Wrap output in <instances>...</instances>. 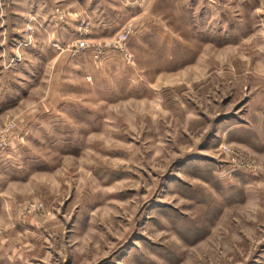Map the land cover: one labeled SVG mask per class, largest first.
I'll return each mask as SVG.
<instances>
[{"label":"rangeland","instance_id":"rangeland-1","mask_svg":"<svg viewBox=\"0 0 264 264\" xmlns=\"http://www.w3.org/2000/svg\"><path fill=\"white\" fill-rule=\"evenodd\" d=\"M0 264H264V0H0Z\"/></svg>","mask_w":264,"mask_h":264},{"label":"built area","instance_id":"built-area-1","mask_svg":"<svg viewBox=\"0 0 264 264\" xmlns=\"http://www.w3.org/2000/svg\"><path fill=\"white\" fill-rule=\"evenodd\" d=\"M129 37H130V32L127 31V30L123 31L122 33L119 34L117 39H115V41L113 42V45H115L116 49L120 50L121 53H124L125 45H126V42L129 39ZM79 45H80V49L88 48V46H89V44H88V42L86 40H81ZM98 50H99L98 54H102L103 51H104L103 48H101V47H99ZM97 57H98V55H97ZM2 137L4 138V136H2Z\"/></svg>","mask_w":264,"mask_h":264}]
</instances>
